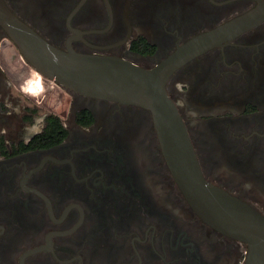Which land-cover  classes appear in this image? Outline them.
Wrapping results in <instances>:
<instances>
[{"label": "flooded vegetation", "instance_id": "af4514ba", "mask_svg": "<svg viewBox=\"0 0 264 264\" xmlns=\"http://www.w3.org/2000/svg\"><path fill=\"white\" fill-rule=\"evenodd\" d=\"M5 2L60 49L150 69L259 0ZM33 71L0 25V264H246L249 245L184 196L149 109L41 74L32 92ZM166 88L208 182L264 215V20L184 62Z\"/></svg>", "mask_w": 264, "mask_h": 264}, {"label": "water", "instance_id": "95a60500", "mask_svg": "<svg viewBox=\"0 0 264 264\" xmlns=\"http://www.w3.org/2000/svg\"><path fill=\"white\" fill-rule=\"evenodd\" d=\"M262 20L264 0H259L255 8L193 37L147 69L117 57L60 49L0 0V25L41 75L80 94L135 103L150 110L166 162L184 196L207 223L249 245L246 264H264V215L205 178L166 81L184 62Z\"/></svg>", "mask_w": 264, "mask_h": 264}, {"label": "rangeland", "instance_id": "374dc122", "mask_svg": "<svg viewBox=\"0 0 264 264\" xmlns=\"http://www.w3.org/2000/svg\"><path fill=\"white\" fill-rule=\"evenodd\" d=\"M13 49V48H12ZM12 52L14 53V49L12 50ZM22 57L19 55V54H17L16 55V57H15V61H17L18 62V60H19V66H20V64H22V62H23V60L21 59ZM14 64H15V62H14ZM19 66H17L16 67V72L18 73V74H21L22 72L21 71H23V69H19L18 67ZM21 72V73H20ZM27 75H31V76H33L34 74H28V73H26ZM23 78V77H22ZM23 80H24V78H23ZM25 81V80H24ZM56 85L54 84V87H55ZM53 95H55V96H52L53 98H52V100H53V102L55 103L56 101H60V99H61V97H62V95H64L66 98L68 97L67 96V94H66V92H64V90L63 91H59L58 93H56V94H53Z\"/></svg>", "mask_w": 264, "mask_h": 264}, {"label": "bare ground", "instance_id": "6f19581e", "mask_svg": "<svg viewBox=\"0 0 264 264\" xmlns=\"http://www.w3.org/2000/svg\"><path fill=\"white\" fill-rule=\"evenodd\" d=\"M39 82L37 80L33 81L30 85H29V89L32 92H37L39 90Z\"/></svg>", "mask_w": 264, "mask_h": 264}, {"label": "trees", "instance_id": "16d2710c", "mask_svg": "<svg viewBox=\"0 0 264 264\" xmlns=\"http://www.w3.org/2000/svg\"><path fill=\"white\" fill-rule=\"evenodd\" d=\"M32 74H34L33 76H26L27 77V79H29V81L30 82H33V81H35V79L40 75V73L39 72H36V71H33V73ZM26 77H23L24 78V80L26 79ZM44 81H45V79H44Z\"/></svg>", "mask_w": 264, "mask_h": 264}]
</instances>
